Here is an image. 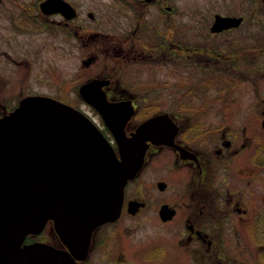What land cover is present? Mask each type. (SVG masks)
<instances>
[{"label":"flooded vegetation","instance_id":"obj_1","mask_svg":"<svg viewBox=\"0 0 264 264\" xmlns=\"http://www.w3.org/2000/svg\"><path fill=\"white\" fill-rule=\"evenodd\" d=\"M43 1L37 5L14 0V23L39 27L47 24L44 17L57 16L71 35L75 50L83 53L82 67L91 68L78 90L82 84L98 79L109 101L130 99L134 113L124 126L127 135L153 115L167 113L173 121L169 143L149 141L142 168L125 185L120 215L93 229L87 255L75 257L76 263H264V130L261 134L255 131L252 104L247 112H234L238 98L232 95L238 83L253 89L264 86V35L248 31L235 35L238 42L223 46L221 36L244 26L246 16L216 12L204 25L205 33H199L204 40L191 45L195 35L190 33L191 24L175 21L172 0H88L86 7L82 0H65L71 16L62 10L43 9ZM159 14L169 20L167 33L158 34L154 26V17ZM217 14L241 16L242 20L238 25L214 30ZM162 35L165 39H160ZM161 52L172 72L179 75L175 73L171 80L161 83L153 74L141 77V67L157 62ZM222 62H228L226 71L233 77L223 79ZM21 72L26 76V71ZM163 88L167 89L166 107L157 108ZM32 94L49 95L75 106L69 99L51 93L32 91L26 95ZM26 95L18 98L17 104ZM80 96L99 118L75 107L96 123L118 151L115 136L100 112ZM145 103L154 104V110L135 119ZM0 105V115L16 107L9 108L1 101ZM258 112L264 128V103ZM150 161H154L152 198L138 187L129 190L130 182L139 179ZM148 208L154 211L156 228H168L166 231L154 232L153 228L142 238L136 234L141 223L121 224L126 216L136 218ZM162 210L168 217H163ZM49 221L57 244L38 237L45 226L38 234H28L25 243L38 240L67 248L53 220Z\"/></svg>","mask_w":264,"mask_h":264},{"label":"water","instance_id":"obj_2","mask_svg":"<svg viewBox=\"0 0 264 264\" xmlns=\"http://www.w3.org/2000/svg\"><path fill=\"white\" fill-rule=\"evenodd\" d=\"M41 6L72 15L65 0ZM241 20L217 14L212 27ZM101 85L90 80L79 91L102 115L118 151L88 115L49 95H26L0 116V264H77L75 257L87 255L93 229L120 215L125 185L142 168L149 141L169 143L173 121L167 113L145 119L127 135L132 101H109ZM49 219L67 248L25 243Z\"/></svg>","mask_w":264,"mask_h":264},{"label":"rangeland","instance_id":"obj_3","mask_svg":"<svg viewBox=\"0 0 264 264\" xmlns=\"http://www.w3.org/2000/svg\"><path fill=\"white\" fill-rule=\"evenodd\" d=\"M21 1L33 2L39 5L41 0ZM86 1L88 0H82L85 7L87 5ZM95 1L101 2L107 0ZM172 2L176 8L174 12L175 21L180 20L181 22L191 24L190 33L192 35L195 34L191 37V45H197L204 40L200 34L205 33L204 25L206 22H210L213 14L216 12L220 14H243L246 16L244 26L228 31V35L221 36L223 46L238 42V38L235 35L248 31L264 35V11L262 12L264 10V0H172ZM14 8V0H2L0 3L1 103L6 104L10 108L17 104L18 98L29 92H45L69 99L75 106L99 118L95 114L96 112L93 107L82 99L78 90L81 80L85 78L87 71H90L91 68L85 69L82 67L81 58L83 57V53L80 49L79 51L75 50L72 45L71 35L67 34L63 28V24L57 21V16L55 18L53 16L44 17L47 24H42L39 27H35L29 23L22 25L14 23V14L17 12ZM35 13L36 11L33 16H35ZM250 13L252 15H249ZM168 23L169 20L165 16L161 17V14L156 18L154 17V26L157 28L158 34L169 31ZM162 36H160V39H165ZM163 52L160 53L161 56L158 57L157 62H154V66L147 64L141 67L140 71L143 72L140 73L141 77L145 76L147 78L153 74L154 80H158L160 83L171 80V77L176 72H172L171 64ZM221 65L224 72L222 75L223 79L234 76L231 71H226L229 65L228 62H222ZM21 71H26V76ZM175 75H179V73ZM193 78L192 76L191 79ZM166 92L167 89L163 88V96L156 105L157 108L166 107L167 97L164 95ZM18 94L21 95L18 97ZM151 95H153V90H150ZM232 95L238 98L234 112H247L251 104L254 106L253 111L256 113L254 121L255 131L261 134L264 128L262 119L257 114L261 110L262 103H264V86L261 85L260 88L253 89L246 86V84L238 83L235 85ZM2 109V105H0V110ZM153 110L154 104H141L135 119L149 114ZM236 123L239 122L236 121ZM137 187L139 191H142L149 198H152L154 195V161L146 164L141 170L137 181L130 182L129 190L131 192ZM259 195H257L256 200H258ZM134 222L142 224L136 232L137 236L142 238L152 231L153 228L154 232L159 230L166 231L168 229L156 228L157 223L154 221V211L152 208L146 209L136 218L126 216L123 218L121 224ZM52 227V222H46L44 231L38 237L57 244V236ZM261 240V238L260 240L258 239V241ZM256 264L264 263L260 261V263Z\"/></svg>","mask_w":264,"mask_h":264}]
</instances>
